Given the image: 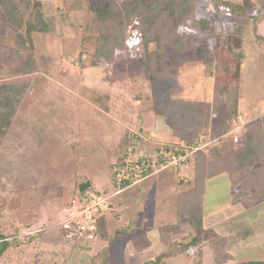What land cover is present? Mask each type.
Wrapping results in <instances>:
<instances>
[{
	"label": "rangeland",
	"instance_id": "1",
	"mask_svg": "<svg viewBox=\"0 0 264 264\" xmlns=\"http://www.w3.org/2000/svg\"><path fill=\"white\" fill-rule=\"evenodd\" d=\"M14 1L18 24L0 6V85L22 90L19 104L1 118L6 126L0 135V229L18 232L19 241L0 262L89 264L92 253L106 246L113 260L153 264L154 247L159 248L151 236L165 247L174 227H190L175 214L179 168L160 169L121 188L112 164L136 139L129 135L135 131L140 133L133 148L137 153L177 144L172 137L161 141L157 128L162 122L195 133L193 139L204 143L202 153L214 144L229 150L241 143L244 127L234 124L221 134L220 122L211 120L206 78L217 61L215 42L232 43L234 55L244 53L240 109L264 106V0H258L261 6L257 0H224L245 9L246 14L232 19L218 0H196L195 17L207 20L210 29L181 35L165 50L174 75L162 82L146 77L136 32L125 49L115 50L112 62L95 57V8L110 0ZM193 156L186 163L192 164ZM243 171L234 177L249 172ZM87 180L100 196L93 209L96 201L85 204L78 190ZM207 201L205 228L194 245L203 264H214L216 256H225L226 264L264 263V205L245 209L236 201L223 208L211 194ZM127 223L136 230L126 232ZM190 254L164 264H192Z\"/></svg>",
	"mask_w": 264,
	"mask_h": 264
},
{
	"label": "trees",
	"instance_id": "2",
	"mask_svg": "<svg viewBox=\"0 0 264 264\" xmlns=\"http://www.w3.org/2000/svg\"><path fill=\"white\" fill-rule=\"evenodd\" d=\"M196 0H110L95 8L97 25L95 57L107 63L112 62L115 50L125 49L132 32L139 35L142 52L138 59L143 62L148 79L171 78L174 75L173 67L167 61L165 50L172 47L181 38V35L199 34L208 32L210 23L204 19H197L194 13ZM224 7L228 8L231 19L233 16L246 14L245 9L236 3L218 0ZM0 6L7 18L14 24L20 22V15L14 0H0ZM30 28L27 31H30ZM130 41V40H129ZM154 49L150 48L151 44ZM216 63L213 66L211 120H218L224 134L238 122V84L240 76V62L244 53L237 52L234 55L232 43L225 45L220 41L215 42ZM100 60V61H101ZM28 63L27 69H31ZM21 87L14 85H0V135L6 126L1 118L5 111H11L19 104ZM14 102V103H13ZM12 104V105H11ZM11 105V106H9ZM6 118V117H5ZM9 117L7 118V120ZM215 124L212 125V130ZM140 133H130L134 140L138 139ZM220 134V135H221ZM241 143L237 147L228 150L225 146L214 144L209 152L202 153L198 149L192 158L193 176L189 183L190 187L182 190L175 198V214L182 221H186L192 228V235L187 242L171 241L167 246L150 261L153 264H164L167 260L183 254L193 253L192 264H203L202 252L194 247L200 240L199 232L204 230L203 203L205 186L208 179L221 174H227L232 178L233 188L251 194L250 204L264 201V130L259 121H251L243 128ZM194 137L179 136L177 141L189 144ZM128 148L122 157L116 161L122 162L127 157ZM150 152V151H148ZM188 160V159H187ZM162 163L159 159L157 164ZM186 164V163H185ZM113 165V164H112ZM150 169V168H149ZM243 169L249 172L234 178V175ZM114 178V177H113ZM183 182V181H181ZM184 184V182H183ZM121 188L128 186L123 182ZM94 190L92 183L87 180L78 184L79 194L86 190ZM96 192V191H95ZM97 193V192H96ZM236 198L233 193L232 200ZM244 202V201H243ZM248 205V204H247ZM128 228L136 230L134 226L127 223ZM131 226V227H130ZM124 231V229H123ZM18 232H7L0 229V256L4 252L16 246L18 243ZM194 248V249H193ZM194 251H191V250ZM191 255V254H190ZM227 258L215 257L214 264H226ZM89 264H132L111 259L107 247L90 258ZM143 264H148L144 262ZM237 264H264L257 261H244Z\"/></svg>",
	"mask_w": 264,
	"mask_h": 264
},
{
	"label": "crops",
	"instance_id": "3",
	"mask_svg": "<svg viewBox=\"0 0 264 264\" xmlns=\"http://www.w3.org/2000/svg\"><path fill=\"white\" fill-rule=\"evenodd\" d=\"M253 2L256 4V2L254 0H253ZM257 2H258V0H257ZM259 4L260 3L258 2V5ZM259 6H261V5H259ZM261 25H264V22H262ZM262 31L264 32V28ZM151 80L162 82V81L171 80V78L151 79ZM206 83H207V85H210V88L207 89V91H208V93H210L211 99H212V87L214 84L212 73L210 76L208 75V77L206 78ZM152 88H155V87L153 86ZM239 88H240V76H239L238 91H239ZM250 107L251 106L246 105V107H243L242 109H240V107H239V93H238V108H239L240 114H239L238 122L236 124H238V126L243 128L246 124H248L251 121L252 122L253 121H259L261 126H262V129L264 130V106L262 107V105H261L260 108H257V105H255L251 108ZM242 110L247 111V113L249 114L250 117H248ZM182 122H184V124L187 126V124L185 123L184 120H182ZM209 122H210V120H209ZM208 124L210 125V123H208ZM177 125L174 126V124L171 125L169 123L166 124V123L162 122V125H159V127L157 128V131L160 132L159 135L162 136L161 138H163L161 141H171L170 137H172V139H174L173 141H175V140L177 141L179 136L194 137L196 135L195 133L188 134L186 132V127L183 126L182 124H180L179 126H177ZM151 134H152V136H154L155 133L153 132ZM166 136H168V139L166 138ZM128 142L131 143V140H129ZM192 168H193V161H192V164H191V162L184 164L177 171L178 172V179L176 182L178 183L181 190H179L176 193V195L191 185L190 183L188 185H186V183H188L192 180V176H193V169ZM243 170L240 171V174L244 173ZM144 179H146V178H144ZM215 179H221V180L219 181V180H215ZM181 181H183L184 184ZM213 181H217L216 183H218V185H216L215 187H211L210 183H212ZM231 181H232V178H230L227 174H221V175H218L216 177H213V178H210L207 180L206 186H205V193H204L205 200L203 203V212H204L203 213V221L204 222L206 221L205 219H206V216L208 215V212L207 211L205 212V210H204V207L206 206V204L208 202L207 201L208 194H211V198H214L216 201H218V204L223 206V208H226L228 206H234V202H236V201H238V202H236L238 204V206H241L245 209H251L252 207H254L253 204L249 205V201L251 200V194L248 192H241V190L238 188H233ZM183 187H185V188H183ZM220 190H223L222 194L221 193L219 194ZM238 190H239V192L244 194V196L247 197L248 199L241 198V196H239ZM233 193L236 195V198L234 197V200H232ZM175 198H176V196H175ZM254 204H258L257 206L264 205V201L259 202V203H254ZM183 233H185V235ZM191 235H192V229H190V227L187 228L184 226L183 229H181L180 227H174V232L171 233V235H170L171 236L170 242L171 241H178L179 239H184V240L188 239L189 240L191 238ZM151 238L154 239L152 242L154 244V246H158L159 249H156V247H154L152 244H150V245H152L154 247V250H158V253H160L166 246L164 247V244H162L158 241V236L157 237L151 236ZM154 241H157V242L154 243ZM170 242H168V244ZM99 249H101V248H99ZM99 249L96 250L95 252H93L91 257L93 255H95L99 251ZM153 254H155V252H153L152 254H149V255H153ZM144 262H146V260H144L143 263ZM0 264H3V263L0 262Z\"/></svg>",
	"mask_w": 264,
	"mask_h": 264
},
{
	"label": "built area",
	"instance_id": "4",
	"mask_svg": "<svg viewBox=\"0 0 264 264\" xmlns=\"http://www.w3.org/2000/svg\"><path fill=\"white\" fill-rule=\"evenodd\" d=\"M138 136L140 137V134ZM135 141L136 140L131 141L127 146L128 150L126 159L120 163H113L112 165V173L117 186H120L123 182H127L128 185L140 182L150 174L166 167L180 169L186 163L188 156L202 148L201 146L204 144L199 142L198 139H193L189 144L184 141H179L177 144L168 147L166 150L159 146L154 149V153H137V151L133 149ZM159 159H162L163 162L157 164ZM90 191L86 190L84 192L83 202L86 204V200L90 199L93 202L95 200V205L93 203L89 207V209H93V206H96L97 203H99L100 196L93 190Z\"/></svg>",
	"mask_w": 264,
	"mask_h": 264
}]
</instances>
